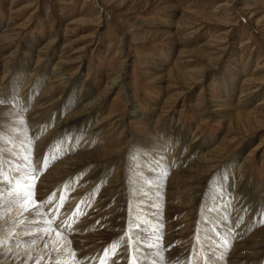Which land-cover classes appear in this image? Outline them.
Here are the masks:
<instances>
[{"label":"rangeland","instance_id":"obj_1","mask_svg":"<svg viewBox=\"0 0 264 264\" xmlns=\"http://www.w3.org/2000/svg\"><path fill=\"white\" fill-rule=\"evenodd\" d=\"M263 66L264 0H0V171L4 174L0 184L12 179L0 191V231L5 223L16 220L15 225L25 226L24 234L17 236L26 234L23 242L0 232V264H58L48 257L51 246L46 248L44 239L28 224L31 217L22 214L23 201L8 203L17 168L25 173L36 169L34 201L41 202L39 208L64 231L62 235L81 226L91 212L95 197L83 206L86 194H79L78 188L86 169L74 175L57 167L67 156L63 146L70 145L69 138H63L78 124L85 126L77 136L81 145L96 123H103L96 129L104 127L92 134L97 144L113 141V153L103 159L101 167L117 163L129 177L132 169H139L135 171L144 181L138 182L144 185V196L138 205L129 206L132 217L142 221L146 217L139 212L143 202L159 208L170 204L173 218H184L183 195L176 194L168 182L178 180L181 173L176 169L188 151L190 159L207 152L208 159L202 160L206 177L223 173V165L238 153L233 169L224 173L233 188L247 184L252 196L247 210H264ZM40 101V113L32 120L30 111ZM91 102L95 107L88 119L84 113ZM131 105L137 110L134 115ZM55 110L59 128L66 124L63 140L46 129V122L53 123ZM170 131L176 133L175 141H169ZM141 143L140 153L137 146ZM145 151L152 153V161ZM45 157L46 168L42 167ZM160 159L166 166L162 171L158 170ZM171 162L173 166L168 165ZM109 173L111 169L100 173V183ZM124 179L128 185L129 178ZM52 193L56 198L49 203ZM61 194L66 196L62 207ZM209 199L212 209L207 222L199 201L188 207L192 235L180 241L181 263L225 264L233 239L226 245L208 233L218 230L223 238H234L243 221L253 220L246 216L223 224L221 191L215 187ZM8 204L10 208L4 211ZM77 206L80 215H74ZM137 225H129V230ZM200 234L207 241L206 251L201 250ZM113 242L117 237L109 238L107 244L98 241L93 251L84 248L86 253L82 250L84 255L76 256L78 263L104 260L110 264L115 257L109 253L105 258L104 249ZM257 263L264 264V255Z\"/></svg>","mask_w":264,"mask_h":264},{"label":"bare ground","instance_id":"obj_2","mask_svg":"<svg viewBox=\"0 0 264 264\" xmlns=\"http://www.w3.org/2000/svg\"><path fill=\"white\" fill-rule=\"evenodd\" d=\"M55 76H53L52 78H54ZM18 79L20 78L18 77ZM55 80H59V79L55 77ZM223 82L224 85H227V82H225V80H223ZM231 92L232 91H229V94H231ZM45 97L46 96L43 97V101L45 100ZM43 101H40V103L39 102L35 103V105L32 107L30 111L31 116L29 115L31 119L32 116L34 117L35 115L40 113L41 109L39 108V106L43 103ZM72 102L73 101L70 100L68 101V104ZM94 104L95 102H91V104H89L85 110L84 114L88 115L87 117L88 119L89 117L92 118L93 116L94 107H95ZM135 108L136 107L133 105L130 106L131 115H134V113L137 111ZM57 111L55 110L51 112V120L53 123L46 122L47 125L44 124L46 125V129L49 134L52 132L54 133L53 134L54 136L59 135V138H61V140L69 138L68 142H70V145L66 144L63 146L62 149V152L67 154V156L65 157L62 163H59L60 165H57V167H65L66 169H68L67 171L74 172V175L81 172L83 169L84 170L86 169L85 172L88 173L87 174L85 173L86 174L85 179L80 180V185L78 187L80 188L79 194L83 192L86 194V196L81 199V201L83 200L82 201L83 203L82 202L81 203L83 206H86L87 203L92 202V199L94 197L96 201L92 204L91 212L89 213V215L85 217V219H82L81 226L79 225L72 232L70 233L68 232V234H63V235L62 233H64V231L61 232L58 229V226L53 224V222L49 219L48 215L44 212V210L41 211L42 209L38 208V210L35 212L24 211L25 202L23 201V205L21 207L22 214L31 217V221L28 224H30L31 227L37 230V233L40 235V237L44 239L45 242L43 245L46 248H48V246H51L50 248L51 254L48 257H52V262L55 263L59 262V264L61 263L79 264L76 256L77 255L79 256V254L81 256L84 255V253H86L87 251V249L84 250V248L95 249L94 246L97 245L98 241L107 244L108 239L111 237H117V242H119L120 237L124 235L126 226L130 225L132 227L135 224H138L139 225L138 228L136 226L133 227L134 228L133 232H137L136 233L137 236L140 239H142L146 245L156 244L157 237L162 238L159 244L151 250V253L154 251H156L157 253L153 254L152 257H149L147 264H180L182 259V256L178 255V253L180 252L179 250L180 241L192 235L190 230L191 224L187 222L189 220L188 217H190L191 215L188 207L192 205L194 202L199 201V203L203 205L202 208L200 209L202 213L201 215L203 217L204 222H207V220L205 219H209L210 210L212 209V205L209 204L211 202L209 196L210 194L215 193V187L218 191L219 190L221 191L220 212H222L221 213L222 217L225 218L223 220H220L221 223L228 225L227 221L235 223L240 219V217L242 218L246 216L247 217L250 216L253 219L250 222L246 220L243 221L236 229L237 233L234 238L232 237V235L223 238L222 235H220L219 233L220 231L218 230H213L214 234H211V231L208 233L212 235L213 238L217 240V242H221L223 240L230 242L233 239V242L231 244L232 247L230 246L231 247L230 250L227 248L224 251L226 253L229 250V252L223 259L225 260V262L224 261L223 262L225 264H255L260 259V256L264 255V223H261V220L264 219V210L259 211V213L255 211L253 212L252 209L247 210L249 207L246 204L250 205V202L252 201V196L250 195V190L248 189L247 184L243 183V185L241 186H239L240 184L239 185L237 184L238 187L233 188L231 187L230 184L231 180L228 177H226L227 172L229 174L230 169H233V167L230 168L232 166V163L238 160L237 159L238 153L234 155L233 158L229 159L227 164L223 165L222 171L223 173L225 172L226 174L220 173L217 176H213L210 173L209 176L206 177L204 172V167L206 164H204L205 162L202 160L204 157L205 159H208L207 152L205 151V153L202 156L199 155V157L190 159L188 156L191 153H189L188 151L189 155L187 154L186 159L181 160V163H179L178 165L179 167H177L176 169V171H179L181 173L178 175V180L173 183L168 182V184H172L173 187H175L176 194L179 193L183 195L181 197L182 198L181 205L182 207H186L184 218L174 219L173 217L175 210L172 209V206H170V204H164V205L161 204V206L163 205L164 208L162 207L159 208V207L145 206L144 203L142 202L141 206H143V210L141 209V211L139 212L143 213V215L146 217H150V219L146 217L145 218L141 217L143 218L142 221L139 220L138 217L130 216L131 209L129 207V206L133 207V204H135V202L138 205V202L141 201L142 200L141 198L144 196V191L142 190L143 189L142 187H144V185L138 183L144 181H141V179L139 178L141 174L135 171L138 168L132 169L133 170L132 173L130 172L132 177H129L128 174L125 175L127 171L123 173L124 169L123 168L119 169L120 167L117 165V163L113 165L114 167H112V165L107 166V168L101 167L100 165L102 164L103 159L107 155H110L111 152L113 153V149L110 148L112 147V144H114L111 143L113 142L112 140L108 141V143L97 144L95 136L93 137L92 135L93 133H95L98 130H102L104 128L102 127L100 129H96L95 127H97L98 125L102 126L103 123H96L91 125L92 128L87 130L89 131L88 135L84 137L86 139V142L81 145L77 136L82 130H84L85 126L80 128L79 124L76 125V128L72 130L68 134V136L62 139V137L67 134L66 132L67 129L66 127H64V125H66L65 123H63L61 125L62 127L59 128L60 126L58 125L59 112ZM86 120L87 119L83 120L84 123ZM53 125L56 126V128L53 127L54 130H52ZM169 133H170V136L168 138L169 141L170 140L175 141L177 138L175 137L176 133L173 131H170ZM92 137L94 139H92ZM141 146L142 143L137 146V149L140 151V153H141ZM202 147H203L202 144L199 145L198 151ZM192 151H194V149H192ZM72 152H77V153L76 155L73 156L71 154ZM143 153H147V156L150 159L149 161H152L151 152L145 151ZM143 163L150 165V163H148V161L146 160H143ZM160 164L161 165L158 168V170L162 171L166 169L163 159H160ZM173 164L174 162H171L168 165L173 166ZM151 165H153V163H151ZM190 165H192V167L188 168V166ZM238 168L236 169H238V171L241 172L240 169L242 168V166ZM109 169H111V173H109V177L104 183H100V181L102 180L99 177L101 176L100 173L104 172L105 174ZM111 174L112 176H110ZM239 175L240 174H238V176ZM126 176L127 178H129L128 185L125 183L126 180L124 179L126 178ZM243 176L245 175L243 174ZM175 183L176 185L174 186ZM212 185L214 186L211 187ZM210 187L212 189L211 192L208 193ZM129 188H131L130 193H129ZM204 195L207 196L204 197ZM127 200H129V202ZM212 204H215V202H213ZM10 206L11 204H8V206L4 208L5 209L4 211L10 208ZM262 206L264 209V204H262ZM134 207L136 208L137 206L134 205ZM230 208L233 210L231 214L227 212V209ZM137 209L139 208L137 207ZM155 217H158L159 220H162L164 222L163 227H161L157 223ZM68 218L70 219V217ZM175 218H178V215ZM154 220L156 221V223H154ZM132 221L134 222L132 223ZM15 223L16 220L10 221L7 224L5 223L6 225L4 224L5 226L4 225L2 226L0 232H2V234L3 232L4 233L8 232L7 234L13 235V237H16L15 239L23 238V242H24L26 238L25 237L26 234L24 236H17V235L24 234L21 233V231L25 229V226L21 227L19 225H15ZM130 226L128 230L130 229ZM254 227L256 228L255 232L249 233L250 230L253 229ZM206 228H210V227L207 225ZM56 230L60 231L61 233L60 236H57L56 233L58 231ZM202 237L204 236H201V234L198 237L203 244L201 250L206 251L207 241L204 242ZM222 247L225 248V245H223ZM82 250L85 251L83 254H81ZM88 252L90 253V251ZM224 252L222 254H224ZM113 259L115 261V264H125V255L123 253H121V255L116 256ZM255 260L256 262H254ZM114 261L110 262V264H113ZM184 263L185 262H182L181 264Z\"/></svg>","mask_w":264,"mask_h":264},{"label":"snow or ice","instance_id":"obj_3","mask_svg":"<svg viewBox=\"0 0 264 264\" xmlns=\"http://www.w3.org/2000/svg\"><path fill=\"white\" fill-rule=\"evenodd\" d=\"M48 166V158L45 157L43 161L42 167L46 168ZM17 177L15 179V190L9 193L10 199L8 203H16L18 201L25 202L24 211H32L35 212L40 207V203L38 201H34V186H35V172L36 169H32V173H25L21 171L19 168L16 169ZM3 171H0V180L3 179ZM12 184V179L9 178L7 184H0V191L3 190L4 187H7ZM56 198V193H52L48 198L49 203ZM66 200V196L61 194L60 197V207L63 206L64 201ZM83 203V202H82ZM79 206H77L76 212L74 215H80ZM261 223H264V219L261 220ZM139 225H137V228ZM57 236H60L61 233L58 231ZM161 237H157L156 244H145L142 239H140L137 234L133 231H126L123 236L120 237L119 242H113L110 244L108 248L104 249L105 258L109 257V253L111 256L116 257L123 253L125 255V264H147L149 256L152 254L151 250L155 248ZM227 245L228 242L225 241ZM147 249V250H145ZM210 259V258H209ZM59 264V262H58ZM100 264H105V261L102 260ZM115 264V261L113 262Z\"/></svg>","mask_w":264,"mask_h":264}]
</instances>
